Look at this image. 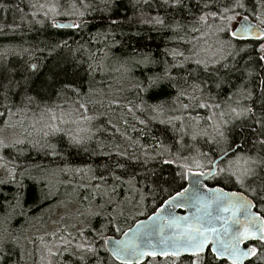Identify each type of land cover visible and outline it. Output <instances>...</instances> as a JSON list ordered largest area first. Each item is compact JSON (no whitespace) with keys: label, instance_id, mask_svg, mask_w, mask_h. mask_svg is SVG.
Listing matches in <instances>:
<instances>
[{"label":"snow or ice","instance_id":"snow-or-ice-1","mask_svg":"<svg viewBox=\"0 0 264 264\" xmlns=\"http://www.w3.org/2000/svg\"><path fill=\"white\" fill-rule=\"evenodd\" d=\"M0 9V264H264V0Z\"/></svg>","mask_w":264,"mask_h":264},{"label":"trees","instance_id":"trees-1","mask_svg":"<svg viewBox=\"0 0 264 264\" xmlns=\"http://www.w3.org/2000/svg\"><path fill=\"white\" fill-rule=\"evenodd\" d=\"M0 2L2 3H7L9 6H11L12 4L15 3V0H0ZM11 13L9 14L8 18H4L3 17V12L4 10L3 9H0V20H7L8 22H11L12 19H13V12L11 10H9Z\"/></svg>","mask_w":264,"mask_h":264},{"label":"rangeland","instance_id":"rangeland-1","mask_svg":"<svg viewBox=\"0 0 264 264\" xmlns=\"http://www.w3.org/2000/svg\"><path fill=\"white\" fill-rule=\"evenodd\" d=\"M10 13H11L10 11H7V12L4 11L2 14H3V17L6 19L8 18Z\"/></svg>","mask_w":264,"mask_h":264}]
</instances>
